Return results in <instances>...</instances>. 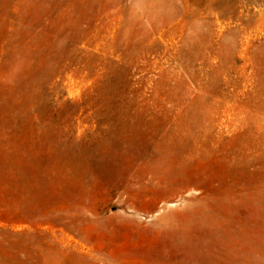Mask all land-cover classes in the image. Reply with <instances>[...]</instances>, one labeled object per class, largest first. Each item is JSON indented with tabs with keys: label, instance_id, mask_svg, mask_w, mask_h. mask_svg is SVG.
Here are the masks:
<instances>
[{
	"label": "rangeland",
	"instance_id": "rangeland-1",
	"mask_svg": "<svg viewBox=\"0 0 264 264\" xmlns=\"http://www.w3.org/2000/svg\"><path fill=\"white\" fill-rule=\"evenodd\" d=\"M0 264H264V0H0Z\"/></svg>",
	"mask_w": 264,
	"mask_h": 264
}]
</instances>
